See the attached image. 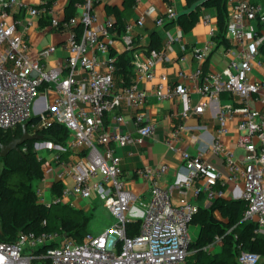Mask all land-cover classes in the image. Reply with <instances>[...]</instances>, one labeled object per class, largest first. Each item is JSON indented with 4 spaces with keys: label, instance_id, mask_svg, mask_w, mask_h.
I'll list each match as a JSON object with an SVG mask.
<instances>
[{
    "label": "built area",
    "instance_id": "built-area-1",
    "mask_svg": "<svg viewBox=\"0 0 264 264\" xmlns=\"http://www.w3.org/2000/svg\"><path fill=\"white\" fill-rule=\"evenodd\" d=\"M107 1H77L74 16L67 18L64 4L69 0H40L38 4L0 0V130L27 124L31 135H42L59 125L69 133L65 146L52 141L38 144L39 151L49 148L53 152L43 165L53 179L44 174L45 186L35 190L37 203L77 209V200L89 204L99 200L114 218L107 230L99 235L88 232L80 243L59 231H30L20 233L14 242L0 241V264H187L190 227L199 204L188 200L175 205L172 195L175 190L183 193L190 188L196 198L203 195L209 204L223 196L222 188L227 189L232 199L245 201L242 221L256 225L255 237H264V78L257 74L264 71V35L258 29L264 27V6L251 0H228L226 38L231 46L225 51L227 64L222 70L203 69L214 48L210 27V40L193 49L198 66L190 73L179 71L181 81L190 85L167 87L166 76H159L157 99L176 97L183 104L179 122L164 140L170 150H176V143L190 130L184 122L190 116L209 109L216 128L210 141L192 137L197 142L194 152L180 149L185 172L171 186L161 184L169 173L167 164L136 170L151 194L145 203L128 187L117 149L141 146L156 132L158 120L146 112L148 94L136 81L156 78L155 65L164 50L147 52L145 59L135 55L134 82L118 84L116 57L110 52L115 20L100 23L95 12L97 4ZM177 15L170 7L165 17L157 18V27ZM41 20L65 37L61 44L48 45L33 57L31 31L39 28ZM144 22L140 17L125 23L122 42L126 51L134 46V26L143 27ZM202 23L210 26L211 20L203 18ZM58 49L65 55L53 66L42 62ZM100 54L108 55L107 59L103 61ZM193 94L202 100L193 104ZM224 95L229 102L222 100ZM122 110L132 111L133 116L126 118ZM110 114L114 125L107 124ZM130 121L136 136L120 128ZM232 128L236 139L228 145L224 140ZM237 150L242 153L238 155ZM206 153L219 158L224 169L208 160ZM55 183H61L60 194L53 192ZM136 221H140L139 234L129 237L127 226ZM222 244L223 236L217 235L205 249L213 251ZM236 260L238 264H260L264 255L239 250Z\"/></svg>",
    "mask_w": 264,
    "mask_h": 264
},
{
    "label": "trees",
    "instance_id": "trees-1",
    "mask_svg": "<svg viewBox=\"0 0 264 264\" xmlns=\"http://www.w3.org/2000/svg\"><path fill=\"white\" fill-rule=\"evenodd\" d=\"M80 0H69L66 7V17L75 14L74 4ZM138 0H122L123 8L119 9L110 5L106 6L108 16L115 19V32H123L125 22L130 20L134 14ZM200 0H187L186 9L193 6ZM255 2V1H253ZM258 3V2H257ZM203 8H214L217 18L218 32L213 38L218 41L217 46L225 49L230 47L226 38L228 23V0H206L197 9L179 15L173 20L165 22V29L177 25L184 33H189L194 29L203 16ZM166 16V15H165ZM164 16V17H165ZM173 21V23H169ZM83 28L78 27L82 32ZM112 31V32H113ZM162 39L158 31L150 34V43L147 52L163 49ZM135 49H131L124 54L115 56L116 77H120L124 84L133 83V72L130 61ZM206 64L203 69L206 72ZM116 82L118 83L117 79ZM19 130V137L22 135V126L13 130H0V142L7 144L15 139V133ZM27 130L30 131L29 126ZM50 141L57 144H66L69 139L68 130L59 125L50 127L41 132ZM17 137V138H19ZM33 142V141H32ZM27 141L20 147L21 153L10 152L6 157L0 158V241L14 242L20 233L34 231L41 232H66L78 243L82 242L87 227L92 218L86 216L81 209H75L69 205L43 206L37 203L33 183L43 178L45 157H39L33 148V143ZM66 142V143H65ZM25 149V150H23ZM68 153L63 155L67 158ZM61 183L53 185V192L60 194ZM221 191L225 192V188ZM199 212L192 220V225H199L200 231L196 241L190 245L191 254L187 257V264H238L236 255L239 250H245L264 255V237H255L253 223L242 221V214L245 209L243 200H227L222 197L216 198L208 207L203 206L204 196H200ZM218 211L226 222H221L214 216ZM46 224H43V222ZM140 221H136L127 226V235L134 237L139 234ZM232 231L228 234L229 229ZM223 236V244L219 251H208L205 248L210 245L215 236ZM260 264H264L261 262Z\"/></svg>",
    "mask_w": 264,
    "mask_h": 264
},
{
    "label": "crops",
    "instance_id": "crops-1",
    "mask_svg": "<svg viewBox=\"0 0 264 264\" xmlns=\"http://www.w3.org/2000/svg\"><path fill=\"white\" fill-rule=\"evenodd\" d=\"M27 1L31 4H38L40 2V0ZM251 1L261 3L264 6L261 0ZM67 2H65L64 4L65 7H67ZM107 5L117 7L119 9L123 8L122 0H108L107 3L104 2L97 4L95 7V12L98 17V22L100 23L108 18L114 19L113 16L107 15ZM170 7L174 8L178 13H180L186 9L187 0H138L133 16L130 20H127L125 22L134 23L140 17L145 18L143 27L134 26L133 28V49H135V51L133 52L132 59L130 61L132 67V62L135 55H140L142 59L146 58L147 46L150 43V34L152 32H159L164 50L162 58L159 59L155 65L156 78L152 81H136L139 84V87L146 90L148 94V104L146 107V112L151 119L158 120L156 132L153 137L146 139L141 146L133 145L126 148L117 149V153L120 157V166L123 170L124 176L126 177L128 187L134 192H138L140 194L141 200L145 203L149 202L151 194L147 190L146 182L135 174L136 170L148 166H158L163 163L167 164L169 166V173L164 176L161 184L163 187L171 186L173 183H175L177 177L179 175H183L185 172L180 156V149H187L190 152H194L197 147V142L192 139V137L195 136L201 138L204 141H210L216 128V120L209 109H206L201 115L190 116L184 120L185 124L190 127V130L185 132L182 136V139L176 143V150H170L164 143V140L169 135L173 127L179 122L180 119L178 112L182 110L183 104L181 100L176 97L163 101L157 99L156 88L160 81L159 76H166L165 85L167 87H174L178 83H185L186 85H190V82L188 81H181V78L179 77V71L190 73L198 66V61L194 56L193 49H199L203 47L208 42V40H210V27L213 28V36L211 39L214 42V48L207 55V58L203 63V67L206 64V72H217L222 70L227 64L225 47H218V41L213 39L218 32L215 9L203 8V16L194 27V29L189 33H184L182 29L177 25H174L168 29H165L164 25L161 28L157 27V18H159L160 16L164 17ZM203 18H209L211 20L210 26L209 24L207 26L206 24L202 23ZM251 27L257 28V24L252 23ZM258 29L260 30V34L264 35V27L260 26ZM124 33V31L121 33L115 31L112 32V38L114 40L110 52L116 54V56L127 52L122 42V36L124 35ZM64 37V34L52 30L48 25V21L41 20L39 28L31 31V55L33 57L38 56V52L42 49V47H40V44L45 38H48V41L44 47L48 45L61 44ZM176 38L180 39V41H175ZM262 53L264 54V50ZM64 55L65 52L61 49H58L50 59L42 62L46 65L53 66L55 61L59 58L64 57ZM100 57L104 61L107 59L108 55L100 54ZM132 72L134 75V69H132ZM257 74L259 77H261V79L264 78L262 77L264 71L262 74ZM119 78L120 77H116L118 84H121L123 81L119 80ZM134 80L135 76L133 78V82ZM201 100L202 97H200L198 94L192 95L193 104H197ZM222 100L225 103L229 102L228 96L225 95L222 97ZM122 112L126 118H131L133 116L132 111L122 110ZM113 117L114 116L112 114L108 115L107 124L114 125L115 119ZM234 125L235 124H233L232 127H234ZM120 128L123 131L130 132L133 136L137 135L136 128L131 121L127 124H120ZM235 139L236 130L232 128L230 136L226 137L224 141L228 145H233ZM205 157L217 164L222 170L224 169L223 163L219 158L214 157L211 153H206ZM46 177L47 179L52 180L53 173L51 171L47 172ZM201 196L203 197V195ZM222 198L227 200H234L231 198L230 193L227 189H225ZM188 200L194 201L198 204L201 203L199 197H195L193 188H190L183 193L179 190H175L172 195V202L175 205L182 204ZM202 204L204 207L210 206L205 196ZM76 205L79 207L77 209L91 207L89 202H84L81 200H77ZM214 216L221 222L227 221L226 219L222 218L221 214L218 211H215ZM191 226L199 227V225L192 224ZM196 239H192V242L196 241ZM220 248L221 246L218 250L215 249L213 251H219Z\"/></svg>",
    "mask_w": 264,
    "mask_h": 264
},
{
    "label": "rangeland",
    "instance_id": "rangeland-1",
    "mask_svg": "<svg viewBox=\"0 0 264 264\" xmlns=\"http://www.w3.org/2000/svg\"><path fill=\"white\" fill-rule=\"evenodd\" d=\"M261 2L264 4V0H261ZM47 41H48V38H45L41 42L40 47L43 48L47 44ZM13 134L16 136L15 137V139H16L17 137H19V130H17L15 133H12L10 135L12 136ZM42 141H44V140H42ZM42 141H33V142L31 141V142L33 143L32 144L33 145V148L38 153L39 157H45L46 159L49 160L50 158H52V155H53V152L51 151V149L44 148V149H42V151H39L38 150L39 149L38 148V144H39V142H42ZM47 141L48 142H51L50 140H47ZM66 142H68V140ZM60 145L61 146H65L64 144H60ZM241 153H242V151H240V150L237 151V154L238 155L241 154ZM0 168H1V163H0ZM48 170L49 169L47 167H44V174H45V176H46ZM44 186H45V182L42 179L36 180L33 183V188L35 190L38 187H44ZM90 206L91 207L82 208L81 209V210H83L85 212V214H86L87 217L92 218V220L89 222V225L87 227V231L90 232V233H92V234H94V235H99V234H101L102 232H104L105 230H107L111 226V224L114 221V218L103 207L102 203L99 200L92 201L90 203ZM85 207H87V206H85ZM218 216H219V214H218ZM190 232H191L192 239L193 240L196 239V237L198 235V232H199V227L198 226H191L190 227ZM218 249H219V247L216 248V250H218Z\"/></svg>",
    "mask_w": 264,
    "mask_h": 264
},
{
    "label": "water",
    "instance_id": "water-1",
    "mask_svg": "<svg viewBox=\"0 0 264 264\" xmlns=\"http://www.w3.org/2000/svg\"><path fill=\"white\" fill-rule=\"evenodd\" d=\"M206 0H200L197 3H195L193 6H191L188 9L183 10L180 12L179 15L189 13L195 9H197L199 6H202V4ZM170 24L173 23V21L169 22ZM47 141L49 140L44 135H31L27 130V124L22 125V135L19 138L11 140L7 144H2L0 142V158L6 157L10 152L16 151L18 153H21L20 147L23 146L27 141ZM43 142V141H42Z\"/></svg>",
    "mask_w": 264,
    "mask_h": 264
}]
</instances>
